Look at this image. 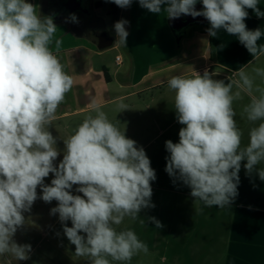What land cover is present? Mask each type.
I'll return each instance as SVG.
<instances>
[{
    "label": "clouds",
    "instance_id": "1",
    "mask_svg": "<svg viewBox=\"0 0 264 264\" xmlns=\"http://www.w3.org/2000/svg\"><path fill=\"white\" fill-rule=\"evenodd\" d=\"M111 2L128 8L133 0ZM138 2L150 13L164 12L172 19L203 16L210 23V36L217 37L223 29L236 36L253 59L264 56V44H258L264 32L249 30L245 23L248 9L264 17L259 0H201L202 10H196L197 0ZM128 23L121 19L114 24L122 45L127 43ZM56 30L52 17L37 14L29 0H0V256L30 259L32 246L14 237L26 225L25 213L41 199L57 202L50 214H58L76 256L87 257L89 264H127L140 251L146 253L148 245L133 230L118 231L114 226L155 207L151 182L156 172L144 148L126 137L95 103V116L86 117L62 140L63 159L55 163L61 151L48 126L74 83L50 47L53 42L56 49L62 44L54 39ZM249 63L233 71L238 79L229 83L207 71L176 75L167 82L183 127L178 142H165V171L190 188L191 197L204 207L230 208L238 196L242 162L246 173L255 172L264 181V67L248 72ZM244 95L249 102L243 113L255 126L242 147L233 103ZM117 109L120 113L129 108L119 103ZM50 173L54 178L46 184ZM73 186L82 195L73 194ZM147 220L163 227L155 217Z\"/></svg>",
    "mask_w": 264,
    "mask_h": 264
},
{
    "label": "crops",
    "instance_id": "2",
    "mask_svg": "<svg viewBox=\"0 0 264 264\" xmlns=\"http://www.w3.org/2000/svg\"><path fill=\"white\" fill-rule=\"evenodd\" d=\"M102 1L104 0H87L83 9L74 3L73 14L76 19L73 20L72 16L48 15L46 12L49 0H33L37 14L51 16L57 26L54 39H60L62 44L59 49H56L54 42L50 47L63 65L64 71L72 76L74 81L71 90L58 106L51 125L48 126L53 136L58 139L57 148L61 151L56 164L63 159L62 140L72 135L86 117L95 116L92 107L94 103L100 106L111 122L121 131H125L126 137L135 140L137 146H142L145 150L155 145L165 132H170L178 124L174 110V93L169 90L167 83L171 77L192 76L194 72L203 75L207 71L214 79L229 83L238 79L233 75V71L250 61L252 62L246 68L248 72L254 67H264V56L253 59L238 38L227 34L223 29L218 31L217 37L208 34L210 23L205 26L193 24L180 31L174 30L166 13H150L139 5L138 0H133L128 8H120L119 20L129 22L126 25L129 33L127 43L122 45L117 41L116 33L112 36L107 31L101 16L102 11L95 9V5ZM200 1L197 0V3ZM258 6L264 11V0H259ZM247 11V28H261L264 32V17H256L251 9ZM91 19L94 21L93 25L90 23ZM97 20L103 23L107 37L113 39L111 47L100 48L103 37L99 40L90 34L89 26L96 27ZM221 44L223 48L219 47ZM258 44H264V36ZM121 53H125V59ZM117 58H120V61ZM256 82H260L259 78ZM235 90L234 87L233 91ZM244 99L249 97L244 95ZM243 100L233 103L239 129H244L249 122L243 113ZM119 103L127 105L129 109L119 113ZM152 133H157L154 140H150ZM170 140L178 142L179 135ZM160 154L169 155L165 145L163 147L160 144L152 154V164L162 161L167 163L166 159H156ZM243 177H240L238 185L241 190L244 187L241 182ZM53 178L50 173L49 177L45 178V183L50 184ZM156 179H161L160 170L156 172ZM168 179L174 178L168 175ZM151 187L160 190L156 184ZM244 188L239 195H248L255 202L234 201L230 208L219 209L215 206L219 219L215 225L207 227L211 232L212 229L219 228L217 233L220 234L213 233L214 231L206 232L202 225L201 232L200 229L195 230L198 229L195 227V232L203 238L201 244H198L200 241L197 240L185 242L181 239L177 243L187 244L185 251L183 247H177L174 251L170 248L169 253L150 254V258L156 261L152 263L264 264V186L255 183ZM37 192L39 195V188ZM184 193L185 196H191L190 191ZM73 194H76L74 188ZM56 204V201L45 203L37 199L30 212L25 213L26 225L15 234L17 243L32 246L30 259L17 261L10 254H5L0 256V264H89L87 257L74 254L75 246L71 245L64 235L58 214H50V209ZM196 211L209 212L205 207ZM67 223L71 226L70 221ZM194 226L195 224L192 227ZM124 228V222L117 226L118 231Z\"/></svg>",
    "mask_w": 264,
    "mask_h": 264
},
{
    "label": "rangeland",
    "instance_id": "3",
    "mask_svg": "<svg viewBox=\"0 0 264 264\" xmlns=\"http://www.w3.org/2000/svg\"><path fill=\"white\" fill-rule=\"evenodd\" d=\"M102 13L103 14L101 16L104 19L107 31L110 35L114 36L115 32L113 30V26L111 25L110 18L107 16L105 10H102ZM121 54L125 59V53ZM153 92L156 93L157 90ZM234 102L238 103V101ZM243 102L246 105L249 102V99H244ZM256 123L258 124L259 121ZM246 124L247 125L244 127V129H240L243 133L241 141L242 147L247 145L249 141V130L251 127L255 126L252 122H247ZM180 127L181 124H176L175 127L170 130V132H165V135L161 136L159 140H157L158 142L155 145H151L145 149L147 156H151L150 160H152V154L157 150L160 144L164 147L165 142L167 140L172 139L175 135H179L178 131L180 130ZM156 136L157 133H152V137L150 138V140H154ZM167 156L168 155L160 154L156 157V159H158V161H161L166 159ZM243 164L244 163H241V170L239 172V178L243 177V175L246 176L241 178L243 186L246 187L248 184L254 185L255 183H258L260 185L262 184L264 186V181H261L259 178H257L258 175L255 172L252 174L246 173ZM151 167L155 169L156 172L158 170L161 171V179H156L155 181L151 182V185L156 184L160 187V190L155 187H152L153 194L151 197V203L154 204L155 207L142 210L140 213V217L135 220L131 219L130 217H125V219L123 220L126 227L124 228V230H133L137 234L138 238L148 245V251L146 253L140 251L138 254L134 255L129 264H137V262L145 264H153L152 262L156 263L155 260H152L153 258H150V254L160 255L164 253H169L170 248H173L172 250L174 251L177 247H183V250L185 251L187 248V244H185L184 242L180 244L177 243L180 242L181 239H184L185 242H192L197 240L200 241L198 244H201L203 238L201 235L196 233L195 230L200 229L199 232H201L204 229L206 230V232H211V229H209L207 226L209 225L210 227H212L216 224L219 219L217 217L215 206L211 208L205 207L206 209H208L209 212L196 211L197 209L200 210L202 209V207H204L202 205V202L194 200L191 196H185L184 192H189L191 190L190 188L185 186L181 181L176 180L174 182V179H168V173L165 171V162H156L155 164L151 163ZM76 187L77 186H73L74 189ZM244 187H242V190L238 188V196L235 198L234 201L239 203L255 202V200H253L252 197L248 195H239L240 191H244ZM174 191L176 192L174 193ZM76 194L82 195L81 193ZM148 217H155L156 220L160 221L163 227L156 228L154 223L147 220ZM141 220H144V223H141ZM194 224L195 226L192 227ZM201 225L203 226V229ZM114 227L117 228V226ZM195 227H197L198 229H195ZM218 231L219 228L212 229L213 233H217ZM217 234L213 235H215L216 237ZM212 239L215 240L214 238H211V240ZM217 239L218 238H216V240ZM203 249H205V247H203Z\"/></svg>",
    "mask_w": 264,
    "mask_h": 264
},
{
    "label": "flooded vegetation",
    "instance_id": "4",
    "mask_svg": "<svg viewBox=\"0 0 264 264\" xmlns=\"http://www.w3.org/2000/svg\"><path fill=\"white\" fill-rule=\"evenodd\" d=\"M86 2H87V0H49V4H48L46 13L48 15L60 14V15L72 16L74 13V7H73L74 5L73 4L75 3V5H78L79 7H81L83 9V8H85L84 5ZM95 9H96V5H95ZM105 12H106V10H105ZM96 22H97L98 27L97 26L96 27H93V26L90 27L89 26V28L91 29L90 34H92L96 38H99V40H100L101 37H103L106 33L104 31L103 23H101L99 20H97ZM90 23H91V25H93V23H94L93 19H91ZM188 27H186V28H188ZM186 28H183V29H186Z\"/></svg>",
    "mask_w": 264,
    "mask_h": 264
},
{
    "label": "water",
    "instance_id": "5",
    "mask_svg": "<svg viewBox=\"0 0 264 264\" xmlns=\"http://www.w3.org/2000/svg\"><path fill=\"white\" fill-rule=\"evenodd\" d=\"M195 8L196 10H202L203 8L202 2L200 1L199 3H197L195 5ZM170 24L174 30L180 31L183 28H186L193 24H200V25L205 26V25H208L209 22L203 16L193 18L191 15L182 14L178 18H175V19L170 18ZM112 45H113V39L107 37V34H105L103 36L102 45H100V48H107V47H111Z\"/></svg>",
    "mask_w": 264,
    "mask_h": 264
},
{
    "label": "trees",
    "instance_id": "6",
    "mask_svg": "<svg viewBox=\"0 0 264 264\" xmlns=\"http://www.w3.org/2000/svg\"><path fill=\"white\" fill-rule=\"evenodd\" d=\"M29 2L33 4V0H29ZM96 9L98 11L106 10L112 26H114V24L119 20L120 7L112 3L111 0H104L97 3Z\"/></svg>",
    "mask_w": 264,
    "mask_h": 264
},
{
    "label": "built area",
    "instance_id": "7",
    "mask_svg": "<svg viewBox=\"0 0 264 264\" xmlns=\"http://www.w3.org/2000/svg\"><path fill=\"white\" fill-rule=\"evenodd\" d=\"M118 61H120V58H117Z\"/></svg>",
    "mask_w": 264,
    "mask_h": 264
}]
</instances>
